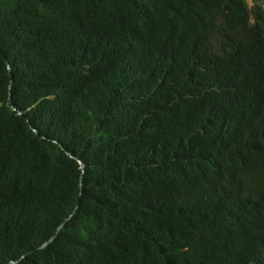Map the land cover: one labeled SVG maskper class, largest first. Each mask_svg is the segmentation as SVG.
Here are the masks:
<instances>
[{
    "label": "trees",
    "instance_id": "obj_1",
    "mask_svg": "<svg viewBox=\"0 0 264 264\" xmlns=\"http://www.w3.org/2000/svg\"><path fill=\"white\" fill-rule=\"evenodd\" d=\"M257 1L0 0V264H264Z\"/></svg>",
    "mask_w": 264,
    "mask_h": 264
},
{
    "label": "clouds",
    "instance_id": "obj_2",
    "mask_svg": "<svg viewBox=\"0 0 264 264\" xmlns=\"http://www.w3.org/2000/svg\"><path fill=\"white\" fill-rule=\"evenodd\" d=\"M245 2L247 4L246 0ZM257 2L261 5L262 9H264V0H258ZM247 6L250 14V22H253L252 9L255 6L253 0L251 8L248 4ZM249 98L250 103L243 105L240 109V115L242 116L241 119H247L249 123L243 124L240 127V130L250 133L253 132L255 128L257 129L259 135L254 137L251 141L255 145L253 155H257L264 152V85L253 90L249 95ZM256 171H260L259 166L256 168ZM222 214L233 222L245 221L253 217L256 218L259 224L264 228V201L257 203L251 210L244 211L240 216L234 214L233 216L228 217L225 212ZM232 264H257L255 247H248L247 251L242 255V258Z\"/></svg>",
    "mask_w": 264,
    "mask_h": 264
},
{
    "label": "water",
    "instance_id": "obj_3",
    "mask_svg": "<svg viewBox=\"0 0 264 264\" xmlns=\"http://www.w3.org/2000/svg\"><path fill=\"white\" fill-rule=\"evenodd\" d=\"M10 68V67H9ZM11 80H12V78H11ZM9 105H10V107H12V103H11V100H10V98H9ZM12 109L13 110H15V108H13L12 107ZM20 114H22L21 112H20ZM68 154L69 155H71L69 152H68ZM72 156V155H71ZM79 163H80V165H81V168H82V170H84V168H85V166H84V163L82 162V161H79ZM81 188H82V186H81ZM81 195H82V193H80V196H79V198H78V201H77V207L80 205V202H81ZM77 209V208H76ZM72 216H70V218H71ZM69 218V219H70ZM69 219H67L58 229H57V231H56V233H55V235H54V237L61 231V229L63 228V226L65 225V223L69 220ZM54 237H52L48 242H46L45 244H43L41 247H39L36 251H42L43 249H45L46 247H47V245L48 244H50L52 241H53V239H54ZM23 258V257H22ZM21 258V259H22ZM17 262H10L9 264H16Z\"/></svg>",
    "mask_w": 264,
    "mask_h": 264
},
{
    "label": "rangeland",
    "instance_id": "obj_4",
    "mask_svg": "<svg viewBox=\"0 0 264 264\" xmlns=\"http://www.w3.org/2000/svg\"><path fill=\"white\" fill-rule=\"evenodd\" d=\"M247 1V4L249 5V7L251 8L252 6V0H246Z\"/></svg>",
    "mask_w": 264,
    "mask_h": 264
},
{
    "label": "bare ground",
    "instance_id": "obj_5",
    "mask_svg": "<svg viewBox=\"0 0 264 264\" xmlns=\"http://www.w3.org/2000/svg\"><path fill=\"white\" fill-rule=\"evenodd\" d=\"M187 108H188V106H186ZM247 123H249L248 121H247ZM250 134V133H249ZM243 252V251H242Z\"/></svg>",
    "mask_w": 264,
    "mask_h": 264
}]
</instances>
